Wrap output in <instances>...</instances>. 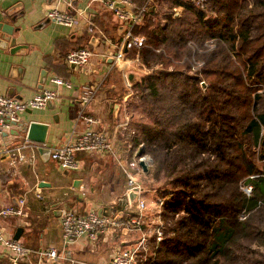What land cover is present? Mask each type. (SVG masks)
Segmentation results:
<instances>
[{
    "label": "trees",
    "instance_id": "obj_1",
    "mask_svg": "<svg viewBox=\"0 0 264 264\" xmlns=\"http://www.w3.org/2000/svg\"><path fill=\"white\" fill-rule=\"evenodd\" d=\"M175 2L163 25L150 4L133 26L149 39L131 48L146 66L164 67L134 77L150 121L125 131L128 159L147 143L151 176L172 183L164 213L181 214L163 229L152 264H264V0Z\"/></svg>",
    "mask_w": 264,
    "mask_h": 264
},
{
    "label": "crops",
    "instance_id": "obj_2",
    "mask_svg": "<svg viewBox=\"0 0 264 264\" xmlns=\"http://www.w3.org/2000/svg\"><path fill=\"white\" fill-rule=\"evenodd\" d=\"M131 2L138 7L145 0ZM175 3V0H151L153 17L164 22L166 10ZM51 7L75 13L82 11V14L76 24L66 25L47 17ZM0 19L14 25L16 42L25 44L11 50L13 46L9 42L0 43V93L28 98L43 87H57L60 92L47 107L28 108L21 113L20 121L36 119L49 124L47 143L27 139L18 123L0 133V207L18 203L20 196L26 198L25 212L1 216L0 226L6 235L16 236L31 249L27 255L15 259L14 251L0 243V264H108L118 246L137 243L148 231L143 227L144 217L142 224L130 220L134 217H129L130 214L139 211L136 201L133 205L127 201L128 181L121 162L110 152L80 150L77 156L81 166L65 169L50 152L70 135L82 105L83 85L97 84L99 87L88 107L100 117L99 127L115 133V152L124 161L128 159V142L122 130H116V125L130 108L128 98L132 91L125 73L137 74V51L133 53L129 49L117 61L103 53L105 49L116 48L126 22L103 3L89 0H0ZM85 44L95 51L91 60L84 65L67 63V51ZM52 75L64 76L72 85L56 84L51 80ZM116 102L120 103L117 121L113 113ZM78 126H84V121L79 120ZM27 142L32 145H26L24 150L27 154L34 151L35 159H15L13 148ZM67 206L81 211L91 208L98 211L107 206L108 213L120 214V221L96 239L80 235L66 244L61 213ZM46 247H56L59 256L43 255L41 250Z\"/></svg>",
    "mask_w": 264,
    "mask_h": 264
},
{
    "label": "built area",
    "instance_id": "obj_3",
    "mask_svg": "<svg viewBox=\"0 0 264 264\" xmlns=\"http://www.w3.org/2000/svg\"><path fill=\"white\" fill-rule=\"evenodd\" d=\"M99 1L110 9L120 20L126 22V27L122 38L116 44V48L111 50H104L105 55H112L117 61L125 57L127 50L132 47H140L146 43L147 37L143 34H137L134 32L133 26L142 21L143 17L148 10L151 0H145L140 6L134 7L131 0H89ZM178 10V6L174 7ZM47 17L53 19L56 22L63 23L66 25H74L78 22L79 14L61 10L58 7H51L47 10ZM102 35L104 33L100 31ZM95 53L93 47L89 44L80 45L73 47L67 51L65 59L67 63L75 65H84L88 63L93 54ZM135 60L138 63H143L140 57V52L137 51ZM127 78L129 77L125 73ZM51 80L56 84L71 86L72 81L61 75H52ZM129 89L132 87V82L127 79ZM97 84H84L81 90V108L77 113V119L70 132L68 138L61 144L55 145L51 148V156L58 162V165L65 169H77L81 166V160L77 156V152L80 150L86 151H97V152H110L121 162L124 172L127 176L128 186L126 193L130 188H136L138 190L137 195V208L139 213L130 219L133 223L140 224L143 221V210L146 207V201L142 194L144 185L138 175L144 171L140 165V160H144L147 165L150 156L141 151L144 147L142 141L136 148L133 156L125 161L115 152V133L112 134L107 131L104 127H99L101 119L95 115L88 107L91 99L95 95L98 89ZM60 92L56 87H43L39 89L34 95L28 98H19L15 95L8 93H0V133L9 129L15 122L21 118V113L28 108H45L47 107L50 100L59 97ZM125 99L128 96L124 97ZM130 109L124 113L122 119L116 125V130L121 129L122 131H134V126L131 122ZM79 120L84 121V126L79 127ZM128 142V138H126ZM128 147L130 143L128 142ZM26 145H32L31 143L18 144L13 148V154L18 160H30L35 159L34 151L27 154L24 150ZM14 159V160H15ZM149 167V165H148ZM244 189L247 193L252 190V184H246ZM37 195L41 196L40 192ZM159 202L163 203V196L159 197ZM26 198L20 196L18 203L9 204L0 207V217L9 215H18L25 212ZM120 221V214L118 213H100L96 209H88L86 211L78 210L77 208H64L61 213V226L63 233L64 243L75 240L80 235H87L90 239H96L101 233L106 232L110 226L118 224ZM158 231V238H161L162 231ZM146 237L143 236L137 243L129 245H120L112 253L108 264H141L138 257V252L143 246ZM0 243L7 245L15 253V259L19 256L27 255L30 252V248L26 246L21 240L8 236L4 233L0 226ZM43 255H47L50 258H57L59 251L56 247H46L41 250ZM38 264V263H36Z\"/></svg>",
    "mask_w": 264,
    "mask_h": 264
},
{
    "label": "rangeland",
    "instance_id": "obj_4",
    "mask_svg": "<svg viewBox=\"0 0 264 264\" xmlns=\"http://www.w3.org/2000/svg\"><path fill=\"white\" fill-rule=\"evenodd\" d=\"M215 18H216L215 12H211L207 15L208 20H214ZM154 19H155L154 20L155 25H158V24L163 25L167 21L166 18L164 19L165 20L164 22L161 18L156 19V17H155ZM137 34H143L144 36H146L147 37L146 43H147V41L149 39V34H147L146 32L137 33ZM138 49H140V48H138ZM138 49H137V51H139ZM198 51H202V50L198 49ZM202 62L203 61H201V59L196 58V60L194 61V65H192V67L190 69H186V70L188 71V73L190 75H194L195 68H197ZM135 66H136V69L138 70L136 76L137 75L139 76L140 73H142V72L145 73L146 71H148L150 69H156V68H163L164 67L161 63H156L152 67H148L143 63H137V64H135ZM167 69L168 70H174L175 67L173 65H170L169 67H167ZM203 84H205V83L203 82ZM130 90L132 91V95L129 96L128 100H129V106H130L129 109H130V113H131L130 117H131V121H132L133 125L135 122H139V121H150V117L147 114V111L142 104L141 90L139 88L133 86V84H132V88H130ZM121 132H122V135L125 137V140H126V138H128L126 133L124 131H121ZM227 138L230 139L229 136ZM115 148H116V143H115ZM147 148H148L147 143L144 142L143 149H144L145 153H147L150 156V158L148 159V163H149L148 164L149 168L147 170L148 172L144 170L143 172H141L138 175V178H140V180L142 181V183L144 185V190H143L142 194L144 195V198L146 201V207L143 210V217L145 218V221H143L144 222L143 227L148 229V231L144 235L146 237L144 244H143V246H141V249H143V252L140 254V257H139V261L141 262V264H152V261L155 259L153 257V255L157 254V252L155 251V248L157 247L159 240L164 238V232L165 231L163 229L167 226H170V224H172V220L179 218L181 215V214L179 215L178 213L175 215H171L170 213L165 215V213H164V202L160 203L158 198L163 196L164 201H165V199L167 198V195L172 193V190H173L172 183L168 180H164V178L157 179V178L151 176L152 174L150 173V171L153 168L154 158H153L152 153ZM255 148L257 149V147H255ZM230 150H231V147L229 148L228 151H230ZM94 152H97V151H94ZM30 153H31V151H30ZM102 153H104V152H102ZM57 164H58V162H57ZM258 165L261 168L263 167V165H264L263 159H260V158L258 159ZM245 177H242L239 181L240 182V190L243 191V194L246 193L247 195H249L251 193V191H250V193H247L244 189V186L246 185L245 183H247L244 180ZM127 184H128V182H127ZM248 184H250V183H247V185ZM65 208H76V207H73V206L68 207L67 206ZM246 215H247V213L245 210L240 211L239 216L241 218H244V216H246ZM158 229H160L162 231L161 238H158V236H157L158 235V231H157ZM172 233L173 232H169V235H172ZM160 254H162V253L160 252ZM150 255L152 258L150 257ZM171 256L172 257H178V255L175 253H171Z\"/></svg>",
    "mask_w": 264,
    "mask_h": 264
},
{
    "label": "water",
    "instance_id": "obj_5",
    "mask_svg": "<svg viewBox=\"0 0 264 264\" xmlns=\"http://www.w3.org/2000/svg\"><path fill=\"white\" fill-rule=\"evenodd\" d=\"M14 31H15L14 25H12L9 22L4 21V19H0V43L9 42L13 46V49L11 50L19 49L25 45L24 43L16 42L17 37L13 35ZM90 43L92 45L95 44L93 43L92 40H90ZM111 58H113V56ZM134 77H135V73L130 72L129 79L131 82H133ZM119 107H120V103L116 102L114 105V112H113L115 121H117V118H118ZM15 123H18L19 125L22 126V131L26 134L27 139L41 142V143L48 142L46 138H47L49 124L47 122L36 120V119H31V120L23 119ZM140 164L142 165L145 171L149 168L147 163L144 160H140ZM41 182H42L41 184H44L45 181L42 180ZM137 195H138V190L136 188H130L127 191V198H128L127 201L131 205H133L134 202L137 200ZM127 201L125 200V204L127 203ZM98 212L108 213L107 206L100 207L98 209Z\"/></svg>",
    "mask_w": 264,
    "mask_h": 264
}]
</instances>
